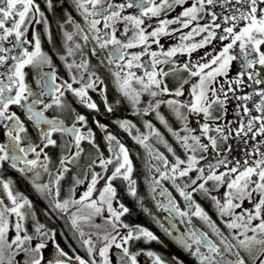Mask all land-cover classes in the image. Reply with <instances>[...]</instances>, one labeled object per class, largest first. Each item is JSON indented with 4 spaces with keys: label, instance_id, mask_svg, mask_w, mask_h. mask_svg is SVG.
I'll list each match as a JSON object with an SVG mask.
<instances>
[{
    "label": "snow or ice",
    "instance_id": "snow-or-ice-1",
    "mask_svg": "<svg viewBox=\"0 0 264 264\" xmlns=\"http://www.w3.org/2000/svg\"><path fill=\"white\" fill-rule=\"evenodd\" d=\"M185 2L186 0H120V2L72 0L76 11L83 18V25L77 23L71 15L66 18V23H70L73 30L63 31L65 54L56 52L69 73V79L63 80L57 73L52 56L43 50L41 33L35 28V25L42 24L48 42L52 43L49 23L40 6L35 0H0V125L6 130L7 136V143H0V162H9L12 168L18 169L21 173H32L33 187L49 199L55 209L68 213L70 206L76 207V211L70 213L71 224L81 237L90 258L85 260L79 255L71 257L57 245V256L47 264H72L73 260L76 264H110L109 249L113 245L121 249V253L116 255V264H137V256L140 253L130 254L129 248L126 247L129 241L139 240L141 237L149 241L157 240L152 232L121 222V217L129 209L117 199V189L113 182L122 179L126 182L128 194L133 197L138 195L129 149L115 135L107 131V125L94 120L97 127L105 133L104 139L107 141L110 153L106 158L95 142L92 128L87 127L85 115L73 109L71 126H66L65 120L58 116L46 115L53 108L60 111L67 110L68 105L64 99L66 92L76 97L81 105L99 112L98 104L89 96V90L99 93L108 113L114 111L112 104L107 100L104 80L97 71H89L90 57L84 52L89 43L93 45L90 49L91 57L98 56L97 49L106 53L107 67L114 86L117 92L131 103L133 114L147 116L155 113L160 124L164 125L175 138L176 143L185 151L186 159H181L164 135L148 120L144 121V127L148 129L147 134L141 133L137 125L130 120L113 121L130 136L132 129L136 130L137 135L132 138L146 150L149 157L146 161L148 172L151 173L155 168V172L159 175V179L150 180V190L157 193L159 188L158 195L167 201L166 204L158 202L157 207L168 212L172 218L180 217L181 222L185 217L201 218L219 238L220 244L224 245V252H221L217 244L205 233L196 229L186 234H178L177 242L189 250L192 244L197 246L192 255L197 258L198 264H248L249 260L252 264H264V151L260 150L258 144L253 153L260 157L258 160H245L242 165L237 163L228 167L226 159H220L216 164H208L207 170L198 167L199 160L195 155L198 151L208 152L209 148L217 150L218 142L221 140L226 142L228 139L225 135V126L213 127L209 123L217 119L212 115L213 106L219 104L223 107L225 103L224 99L220 98L221 95L227 97L224 84L228 85V91H233V86L239 87L244 84L245 76L253 85L264 84V50H262L264 0H193L192 5L184 8L175 19L160 20L158 26L150 32L143 27L145 18L166 15L175 5H183ZM217 4L228 13L223 16V26L217 22L218 15L221 14L210 12L208 15L212 23L192 28L187 34L179 37V43L164 50L163 45L160 44L162 36L170 37L174 32L189 28L193 21L200 18L198 14L205 11L206 5ZM47 7L52 9V0H47ZM127 10H135V14H124ZM118 23H123L121 35L127 37L125 41L117 37ZM177 23L180 24V28L168 29V25ZM7 24L11 26L8 27ZM60 27L63 29L64 25L61 24ZM30 28L31 39L27 36ZM217 29L222 30L217 32ZM129 32L131 35H128ZM201 33L207 35L199 42L185 43ZM213 40L221 42L219 51L212 48L210 51H205L198 59H191L193 52L211 45ZM226 41L227 43H224ZM152 43L161 50L159 52L151 50ZM141 46L143 48L141 52L128 51ZM77 53L81 57L79 63L74 59ZM177 53L187 54L189 59L178 63L173 59ZM144 56H148L149 59L142 61ZM69 57H73L71 62L68 61ZM234 61L239 62L238 74L233 79L221 83L217 78L227 76ZM167 65L172 67L167 70L161 67ZM257 65L261 66L260 71H257ZM104 66L105 60L102 59L98 66L91 67ZM26 68H31L35 73L34 80L38 91H34L27 81ZM133 69H142L143 75H137ZM179 73H187V77L178 76ZM169 76H175L178 80L174 88H170L166 83V78ZM74 84H78L79 87H73ZM217 84L219 87H216ZM145 94L150 99L141 109L138 106L142 103V96ZM254 95L260 98V102L254 104V110L261 115H253L249 107H243V116H247L245 123L239 109L236 112V115L241 117L237 135L243 133L246 136L251 133L253 140L258 135L264 134V88L258 92L236 97L238 101L247 102ZM165 96L171 98L157 99ZM181 97L184 99H180ZM162 104H166L181 122L182 128L179 131L174 130L165 116L161 115L159 109ZM11 106H18L23 111L27 121H30L33 128L38 131L40 144L32 142L25 123L16 112L10 111ZM193 115L203 117V122L196 121L197 128L189 126V117ZM82 128L87 130L82 131ZM197 131L199 134H195ZM181 132L184 134L181 135ZM212 132L216 135H210ZM55 133L68 136L70 140L62 145L65 154L60 157L57 170L53 173L49 170L50 157L45 149L49 146H58L57 140L53 138ZM152 137L157 138V143L162 144L167 152L172 154L174 162L149 143ZM202 137L207 141L206 143L202 141ZM24 141H27V144L22 146ZM83 141H87L96 149V156L85 168L83 179L80 176L73 177L74 188L70 190L73 197L60 200V182L71 171L68 165L79 162L84 151L81 146ZM260 144H264V140H261ZM29 154L34 158H28ZM42 155L43 159H41ZM152 160H158L160 166L152 165L150 163ZM19 165L23 167H18ZM110 166L111 172L108 174ZM221 166L228 170L217 173L216 169ZM97 167L102 172H96ZM37 169L47 173L48 182H38L41 172ZM193 171L197 172L194 178L189 175ZM186 177L188 179L181 187L177 181ZM101 180L104 181V185L98 189L97 184ZM165 180L170 181L179 192L187 210H181L168 189L162 187L161 181ZM209 182L213 183L209 186ZM85 183V190L75 198V187ZM221 187H225L226 191L218 198L213 193H219ZM0 191L10 202L6 203L5 199L0 198V264H19L16 260L19 252L24 253L23 264H42L44 261L42 249L46 247L44 237H51L52 234L43 224L36 222V237L29 235L24 222L29 217L35 219L31 202L21 193L13 192L11 181L0 179ZM97 192L98 195L93 198L94 193ZM196 192H203L214 202L224 226L231 230V239L223 234L194 200L193 193ZM244 201L252 202V209L237 212L236 209H241ZM114 203L118 207H114ZM105 210L108 213L106 217L102 215ZM12 217H15L14 221ZM97 217L103 222L95 223ZM225 217L228 219H224ZM253 221L259 223L254 224ZM81 223L97 231L84 238L86 234L81 228ZM189 224L191 225L190 219ZM121 227L127 229L122 235L118 231ZM13 230L15 235L9 239V233ZM165 231L168 235H172L169 229ZM113 232L120 236V242H117V235H113ZM91 235H96L103 244L98 248L99 261L95 258L97 245L93 243ZM34 238L39 239L40 242L34 247L24 246ZM201 248H206L208 254L202 253ZM145 254L153 258V264H164L161 257L153 252L149 251ZM229 256L232 258L230 259Z\"/></svg>",
    "mask_w": 264,
    "mask_h": 264
},
{
    "label": "flooded vegetation",
    "instance_id": "flooded-vegetation-1",
    "mask_svg": "<svg viewBox=\"0 0 264 264\" xmlns=\"http://www.w3.org/2000/svg\"><path fill=\"white\" fill-rule=\"evenodd\" d=\"M55 3L52 0L53 7L49 9L47 7V0H35V3L40 6L42 12H44L45 18L48 20L49 23V33L51 35L52 43L48 42V36L44 34V26L35 25L36 30L40 31L41 38H42V48L44 51L48 52L49 55L52 56V60L54 65L56 66L57 73L59 77L63 80L69 79V73L64 66V62L59 59L56 55V52L59 51L61 54H65L64 48V41H63V31L72 32V25L70 23H66L67 16L71 15L77 23L83 25V18L80 14L76 11L75 6L72 3V0H56ZM114 2H120V0H114ZM193 3V0H186L183 5H175L173 10L168 12L166 15L162 14L159 17H153L151 19L145 18V25L147 31L150 32L154 28H156L159 24L160 20L164 19H175L179 14L184 10V8L190 7ZM58 7V10H57ZM216 12L220 13L218 15L217 22L221 23L223 26V16L227 15V11L222 9L219 4L212 6L206 5L205 11L198 14V20L193 21L192 24L187 29H181L179 32H174L172 36H162L160 39V44L163 45L164 50L167 48L176 45L180 42L179 37L182 34H187L192 28L199 26H203L206 23H212L210 16L208 13ZM124 14H135V10H127ZM63 24L64 27L61 29L60 25ZM6 26L10 27V24ZM117 28V37L122 41L127 39L126 36L121 35L123 31V23H118L116 25ZM180 28V24H171L168 25V29H177ZM222 29H217V32H220ZM238 30V29H237ZM32 29H29L27 36L31 39ZM128 35H131L129 32ZM207 35V33H201L199 36H195L193 40L186 41L185 43H192V42H199L203 38V36ZM83 43L82 41H78ZM224 43H227L224 42ZM5 46H8L5 44ZM92 43H89L88 47L84 49L85 53L89 54L91 66H98L100 60H105L104 67H91L89 71H97L98 75L105 82L106 86V96L107 100L110 104H112L113 108L117 107L118 105L123 107V111L121 114H115L114 111L108 113L105 109V105L103 103L102 97L99 95L98 92H93L89 90V96L92 98L94 102L98 104L99 112L90 110L85 106L81 105L78 102V99L74 97L70 92L65 93V102L68 105L67 110L60 111L55 108L49 110L46 115L49 117L58 116L65 120L66 126H71L73 121V112L83 114L86 116L87 119V127L92 128L95 142L99 145L100 151L103 153L104 157H109L110 153L107 148V141L104 139L105 133L102 132L96 125L95 121H99L102 124L107 125V131L111 132L115 135L128 149L130 153V158L133 161V167H135L134 159L135 154L141 152L144 156L143 163H140V168L138 171L133 172V179L137 181V192L138 195L136 197L131 196L127 192L126 182L122 179H117L113 182L114 187L117 189V199L122 203L125 207L129 209L127 213H125L121 217V222L126 223L131 227H142L150 232H152L156 237L157 240L149 241L144 237H141L139 240H132L129 241V244L126 247L129 248L130 254L135 255L136 253H140L137 256V264H153V258L148 257L145 253L151 251L156 256L161 257L164 264H198V260L195 256L192 255V252L195 251L196 245L192 244L191 249L184 248L180 243L177 242L176 236L180 233H189L193 229L198 230L199 232L205 233L209 239H211L217 246L220 248L221 252H224V245L220 244L219 238L212 232L209 225L203 221L201 218L197 216H190L183 218V222H181L180 217L172 218L169 216V213L164 211L162 208L157 207L158 202L166 204L167 201L164 200L163 197L158 195L159 188L157 189V193H153L150 190L149 184L152 178L159 179L158 173L155 172V168H153L152 172L149 173L146 167V161L149 160V157L146 153V150L135 142L132 136L137 135L136 130L132 129V136L128 134V132L124 131L119 127L117 123L113 121L117 120H130L137 125L140 129L141 133L147 134L148 129L144 127V121H150L165 137L168 143L174 148L176 155L183 156L186 155L184 149L176 143L175 138L167 131L164 125L160 124L159 120L156 118L155 113H150L147 116H140L134 115V109L131 103L120 95L117 92L113 78L108 71L107 61H106V53L102 52L101 50L97 49L98 56L91 57L90 56V49L92 47ZM31 48V46H29ZM221 42L218 40H213L211 45L206 46L205 48L198 49L197 51L191 54V59L195 60L198 59L200 56L204 54L205 51H210L212 48H215L217 51L220 50ZM143 50L142 46L139 48L129 49V52H141ZM151 50L159 52L161 49L154 43L151 44ZM238 50V49H237ZM262 50H264V46H262ZM80 55L77 53L74 57L77 63L80 62ZM73 57H69L68 61L71 62ZM148 56L142 57L143 60H148ZM178 63L186 62L189 57L187 54H180L177 53L175 57H173ZM165 67V70L172 67L171 65L161 66ZM257 71L261 70V66H256ZM47 70V69H46ZM25 71L28 73L27 81L30 83L34 91H38L34 76L35 73L31 68H26ZM137 73V75H143L142 69H133ZM239 71V62L234 61L232 66H230L229 73L227 76L218 77L217 79L223 83L227 80L233 79ZM178 76L187 77V73H179ZM244 84L240 85L239 87L233 86V91H228V85L224 84V90L227 93V97L221 95V99H224L225 103L223 107L219 104L214 105L212 109L213 117H216L214 121H209L215 127L216 125L225 126V135L228 136L227 141H219V147L217 150H212L209 148L208 152H197L195 155L199 160L198 167H203L207 170L208 164H216V162L220 159H226L228 162V167L235 166L237 163L243 164L245 160H258L260 157L258 155L253 154L254 148L256 145L259 144L260 150L264 151V144H260L261 140H264V134L258 135L255 140L251 138L252 134L248 133L246 136L241 133L237 135V130L239 129L241 117L236 115L237 110L241 112L243 116V107H249L252 111L253 115L259 116L261 113L255 112L254 104L260 102L259 96H253V98L247 102L245 101H238L236 97L238 96H245L249 93H254L260 91L261 88H264V84L262 85H253L247 77H243ZM59 82V81H58ZM166 83L170 88H174L178 80L175 76H169L166 78ZM73 87H79L78 84H74ZM219 87V84L216 85ZM185 93L187 94V85L185 86ZM171 97H157V99H168ZM150 99L146 94L142 96V103L138 106L141 109L146 106L147 101ZM180 99H184L181 97ZM119 101V103H117ZM10 111L16 112L18 116L21 117V120L25 123L26 129L28 131L29 136L32 139L34 144H40V140L38 138V131L33 128L32 123L27 121L26 117L24 116L23 111L18 106H11ZM161 115L165 116L166 120L168 121L169 125L176 131H179L182 128V124L179 120L176 119L173 112L169 109L166 104H162L161 108L159 109ZM244 122L247 121V116H243ZM200 120L203 122V117L201 116H190L189 117V126L192 128H197L196 121ZM78 127L80 125H77ZM258 127V124H257ZM82 131H86V128H82ZM5 129L2 125H0V143H7V136L5 135ZM230 133V134H229ZM184 133L181 132V135ZM195 134H199L197 131ZM210 135H216L215 132L210 133ZM53 138L57 140L56 147L49 146L45 149V152L50 157L49 162V170L53 173L56 172L57 166L59 163V159L62 155L65 154L62 145L67 143L70 140L68 136H61L60 133L53 134ZM203 142H207L202 137ZM150 144L160 153H162L166 158L170 161L174 162V157L171 153L167 152V149L160 143H157V138L152 137L149 141ZM27 141H24L22 146L26 145ZM42 146V145H41ZM82 148L84 149L81 158L77 164L68 165L71 168V171L65 175V178L60 182V200L70 199L73 197V193L70 191L74 188L73 184V177L80 176L83 179V172L87 165L90 163L91 159L96 156V149L92 147L87 141L82 142ZM39 150V149H37ZM219 153V154H218ZM192 154V153H188ZM203 157V159H200ZM28 158H34L32 154H29ZM43 159V155L41 156ZM152 165L160 166V162L158 160L150 161ZM18 167H23V165H19ZM142 167H145L146 171L142 170ZM163 170V169H161ZM228 169L224 166L216 169L217 173L221 171H227ZM37 171L41 172L40 183L48 182L49 176L47 173H44L41 169H37ZM96 172H102V170L97 167L95 168ZM111 172V166L109 167V173ZM191 177H195L197 172L193 171L189 174ZM32 173L24 174L21 173L18 169L12 168L9 162H0V179L5 181L12 182V190L13 192H19L24 197H26L33 206V211L35 212V219L29 217L26 219L25 227L29 235L36 237L35 233V224L36 222L43 224L45 228L52 234L51 237H44L46 247L42 249V255L44 256V261L42 264H47L48 261L54 260L57 256L56 246L59 245L65 252L68 253L69 256L74 257L75 255H79L85 260L90 259L86 247L82 244V239L79 237L78 233L73 229L70 219V213L76 211V207H71L68 213L61 212L55 209L50 200L47 199L44 195L38 193L35 188L33 187L32 183ZM187 177L183 178L182 180H178L177 183L183 187L184 181H187ZM87 183V182H86ZM86 183L84 185H80L75 187V198H78L80 194L86 188ZM213 182H209V186ZM104 185V181L101 180L97 184V188H102ZM161 185L163 188L168 189V192L171 193L172 198L176 201L177 205L181 208V210H187L185 208V202L183 198L179 195V192L173 186L170 181H161ZM186 191H191V189H186ZM226 191L225 187H221L219 193H213V195H217L218 198L223 196V193ZM98 195L94 193V197ZM155 197V198H153ZM0 198L5 199L6 203H10L7 201L6 195L0 191ZM194 200L201 206V208L209 215L211 220L216 223V225L221 229L225 236H228L231 239V230L227 229L221 217L218 214V211L215 207L214 202L210 199V197L206 196L203 192H196L193 193ZM258 199V197H255ZM114 207H118L116 203L113 205ZM253 204L249 201H244L242 203L241 209H236L237 212L242 211L243 209H252ZM147 209V211H145ZM103 216H107L108 213L105 210L102 214ZM13 221L15 217L11 218ZM189 219L191 220V225L189 224ZM224 219H228L225 217ZM102 219L100 217L95 218V223L100 224L102 223ZM254 224L259 223V221H253ZM163 225V227H161ZM174 227H171L173 226ZM81 228L85 232V237L88 238V235L91 233H95L97 230L95 228L89 227L87 224L81 223ZM165 229H169L172 232V235H168ZM119 233L122 235L124 234L127 229L119 228ZM113 235H117L116 232L112 233ZM15 235L14 230L9 233V239H11ZM23 235V233H21ZM249 235H252L249 233ZM91 239L94 244L97 245V252L95 253V258L99 261L98 256V248L102 247L103 244L100 242L96 235H91ZM39 241V239L34 238L30 242L25 243V247L32 246L34 247ZM117 242H120V236L117 235ZM191 244V240H189ZM234 243V241H233ZM200 251L204 254H208V250L206 248H201ZM121 253V249L115 248L113 245L112 248L109 249V260L110 264H116V255ZM244 255V253H241ZM227 255V253H226ZM24 253L19 252L16 256V260L19 264H23L24 260ZM231 259L232 257L229 256ZM247 260V256H245ZM72 264H76L73 260ZM248 264H252L249 260Z\"/></svg>",
    "mask_w": 264,
    "mask_h": 264
},
{
    "label": "trees",
    "instance_id": "trees-1",
    "mask_svg": "<svg viewBox=\"0 0 264 264\" xmlns=\"http://www.w3.org/2000/svg\"><path fill=\"white\" fill-rule=\"evenodd\" d=\"M53 1L55 3H57L56 0H53ZM57 10H58V7H57ZM122 111H123V107L121 105L120 106L118 105L117 107H114V113L115 114H121ZM143 158H144V156H143V154L141 152L135 154V159H134V164H135L134 172L138 171V169L140 168L139 164L140 163H143ZM142 170L145 172L146 171L145 167H142Z\"/></svg>",
    "mask_w": 264,
    "mask_h": 264
},
{
    "label": "rangeland",
    "instance_id": "rangeland-1",
    "mask_svg": "<svg viewBox=\"0 0 264 264\" xmlns=\"http://www.w3.org/2000/svg\"><path fill=\"white\" fill-rule=\"evenodd\" d=\"M180 157V156H179ZM181 159H186V155L180 157Z\"/></svg>",
    "mask_w": 264,
    "mask_h": 264
}]
</instances>
